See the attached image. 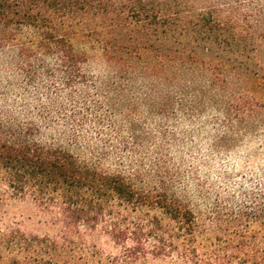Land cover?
Listing matches in <instances>:
<instances>
[{"label":"trees","instance_id":"16d2710c","mask_svg":"<svg viewBox=\"0 0 264 264\" xmlns=\"http://www.w3.org/2000/svg\"><path fill=\"white\" fill-rule=\"evenodd\" d=\"M89 13L119 17L98 40L104 72L65 26ZM263 89L264 0H0V264H264V188L198 183V214L171 151L196 134L179 138L182 120L232 150L264 126ZM17 197L59 233L3 228Z\"/></svg>","mask_w":264,"mask_h":264},{"label":"rangeland","instance_id":"374dc122","mask_svg":"<svg viewBox=\"0 0 264 264\" xmlns=\"http://www.w3.org/2000/svg\"><path fill=\"white\" fill-rule=\"evenodd\" d=\"M118 18L113 14L102 16L89 13L74 20L73 24L65 25L86 34L75 39V45L82 50L86 49L91 67L96 72H104L106 69L98 40L104 37L112 38L111 35L105 34V28L118 23ZM55 22L53 24L57 26V20ZM143 40V37L139 39ZM124 42H128V38ZM93 47L96 49L92 50ZM261 92L264 94V89ZM201 122L198 121L194 126L185 120L178 122L179 138H182L186 130L189 132L194 129L196 134L194 137L186 134L183 142H175L171 150L175 162L181 165V178L177 182V188L180 192L181 190L188 192L192 206L196 208L198 214L199 210L205 209L206 204V201L197 194L198 183L212 192L213 196L218 192L222 196L237 198H240L241 192L264 188V126H260L254 134H249L238 141L232 150L217 152L211 150L210 144L219 126L204 128ZM201 128L204 129L199 134ZM72 148L81 157H89L86 151L77 147ZM116 166L117 159L114 156L102 165L107 170H117ZM2 226L28 236L40 237L55 235L61 229L52 210H47L30 197H17L7 202L2 212ZM95 241L106 251L112 250L113 244L106 236H99ZM174 256L175 254L171 253L165 260H159L154 264H173Z\"/></svg>","mask_w":264,"mask_h":264}]
</instances>
